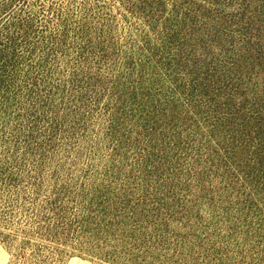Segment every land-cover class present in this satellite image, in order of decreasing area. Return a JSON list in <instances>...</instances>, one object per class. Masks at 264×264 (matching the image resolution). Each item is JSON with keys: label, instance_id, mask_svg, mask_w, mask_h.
<instances>
[{"label": "rangeland", "instance_id": "rangeland-1", "mask_svg": "<svg viewBox=\"0 0 264 264\" xmlns=\"http://www.w3.org/2000/svg\"><path fill=\"white\" fill-rule=\"evenodd\" d=\"M0 264H264V0H0Z\"/></svg>", "mask_w": 264, "mask_h": 264}, {"label": "trees", "instance_id": "trees-1", "mask_svg": "<svg viewBox=\"0 0 264 264\" xmlns=\"http://www.w3.org/2000/svg\"><path fill=\"white\" fill-rule=\"evenodd\" d=\"M180 140V138L178 139V141Z\"/></svg>", "mask_w": 264, "mask_h": 264}]
</instances>
